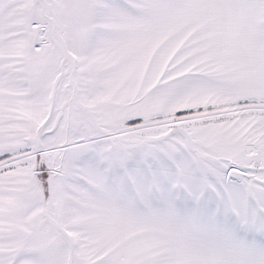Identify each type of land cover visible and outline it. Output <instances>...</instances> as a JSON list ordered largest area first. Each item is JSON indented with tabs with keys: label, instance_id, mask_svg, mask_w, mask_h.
I'll use <instances>...</instances> for the list:
<instances>
[{
	"label": "snow or ice",
	"instance_id": "obj_1",
	"mask_svg": "<svg viewBox=\"0 0 264 264\" xmlns=\"http://www.w3.org/2000/svg\"><path fill=\"white\" fill-rule=\"evenodd\" d=\"M0 264H264V0H0Z\"/></svg>",
	"mask_w": 264,
	"mask_h": 264
}]
</instances>
